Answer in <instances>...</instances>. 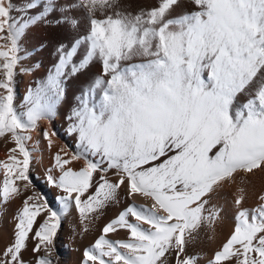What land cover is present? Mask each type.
I'll return each mask as SVG.
<instances>
[{"label": "snow or ice", "instance_id": "snow-or-ice-1", "mask_svg": "<svg viewBox=\"0 0 264 264\" xmlns=\"http://www.w3.org/2000/svg\"><path fill=\"white\" fill-rule=\"evenodd\" d=\"M191 3L195 10L157 0L132 12L119 0H0V143L12 145L0 159V217L20 201L0 264H59L56 238L73 210L83 234L107 208L136 198L146 203L109 218L80 264H200L188 248L202 229L215 238L225 212L217 194L237 176L264 174V0ZM57 11L56 24L85 30L56 46L57 62L17 105V72L31 71L21 66L22 37ZM97 63L64 116L74 145L46 171L57 210L31 179L29 145L41 131L51 152L58 133L40 122L51 124L67 102V79ZM246 199L239 186L232 228L208 264H264V192L253 207Z\"/></svg>", "mask_w": 264, "mask_h": 264}, {"label": "bare ground", "instance_id": "bare-ground-1", "mask_svg": "<svg viewBox=\"0 0 264 264\" xmlns=\"http://www.w3.org/2000/svg\"><path fill=\"white\" fill-rule=\"evenodd\" d=\"M16 6L26 5L30 0H12ZM60 3H71V0H60ZM121 7L128 11L135 12L140 8H149L157 3V0H119ZM184 8L182 10H195V6L191 0H183ZM59 7V5H57ZM40 9L34 10V12ZM34 14V13H33ZM20 12H13V16H20ZM65 16H80V13H63ZM61 16L59 11L54 12L48 17L50 23L41 22L27 30L21 40L22 52L26 58L22 61V67L31 69L26 73L17 72L15 77V92L16 104L23 102L24 96L30 87H35L38 81L44 80L51 70L57 58L54 55L56 46L59 43H70L74 36L81 34L85 29L81 28L80 32L72 31L66 24H56L55 21ZM40 67L36 68L35 65ZM99 64H93L87 72L81 73L78 76L67 79L66 87V103L62 104L58 110V115L49 124L48 121L40 122V129L52 132L53 128L58 133V136H51L53 146L51 152L48 149V143L43 139L41 131L33 133V140L30 142V147L36 145L34 153V164L31 169V179L35 184L36 189L42 193L49 201L50 205L59 210L56 201L57 192L54 188L47 185L45 181L46 171L52 166V155L65 145L73 146L74 140L65 132L66 121L64 116L68 113L70 107L75 106L77 98L80 96L82 89L86 88L88 83L99 74ZM7 145L6 147H11ZM6 147L0 143V159L5 158ZM83 161L75 164V167L83 166ZM243 181V183H241ZM239 186H243L247 190V199L245 207H253L257 204V195L264 192V174L246 177L237 176L236 183L225 188L216 196V202L224 207L225 212L223 219L215 226V238L210 239L212 235L207 230L202 229L199 238L189 246L188 252L191 255H196L200 258V264H208L212 253L220 246L223 240L229 234L233 225V209L232 197ZM135 203L137 205L146 203L141 198L135 200L124 199L119 205L110 206L105 210V215L92 225L90 231L81 234L82 225L75 210L64 218L62 227L56 238V254L59 258V264H80L82 252L90 246L94 239L99 234V229L109 218H113L119 210L128 204ZM20 206V201L15 200L4 206L3 217H0V250L10 243L13 235L14 219L13 216ZM111 238H123V232L119 234H110ZM31 247V245H30ZM26 258L31 259L28 253H25Z\"/></svg>", "mask_w": 264, "mask_h": 264}, {"label": "rangeland", "instance_id": "rangeland-1", "mask_svg": "<svg viewBox=\"0 0 264 264\" xmlns=\"http://www.w3.org/2000/svg\"><path fill=\"white\" fill-rule=\"evenodd\" d=\"M42 130H45V128H44V127H42Z\"/></svg>", "mask_w": 264, "mask_h": 264}]
</instances>
